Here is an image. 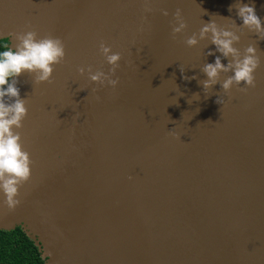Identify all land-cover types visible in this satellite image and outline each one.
Segmentation results:
<instances>
[{
  "label": "water",
  "instance_id": "obj_1",
  "mask_svg": "<svg viewBox=\"0 0 264 264\" xmlns=\"http://www.w3.org/2000/svg\"><path fill=\"white\" fill-rule=\"evenodd\" d=\"M241 4L264 25V0H0L13 50L29 31L64 48L49 81L10 78L30 175L15 208L0 190V230L21 227L45 264H264V35ZM209 23L238 37L235 59L255 49L254 87L225 90L229 68L204 88V65L234 63Z\"/></svg>",
  "mask_w": 264,
  "mask_h": 264
},
{
  "label": "clouds",
  "instance_id": "obj_2",
  "mask_svg": "<svg viewBox=\"0 0 264 264\" xmlns=\"http://www.w3.org/2000/svg\"><path fill=\"white\" fill-rule=\"evenodd\" d=\"M163 11V15H167ZM178 19L180 10L177 9L174 14ZM237 15L244 26L254 29L264 35V25L261 24L254 6L241 4L238 6ZM185 27L183 22L172 29L173 33L180 32ZM206 33H211V42L216 45V50L223 56L234 57V63L225 66L217 57L214 63L204 65L208 80L204 81V88L208 89L211 84L216 82L220 71L232 69L233 75L225 80L222 87L227 90L233 82H244L245 85L254 87V76L258 67V60L255 56V49L248 47L246 55L242 59H235L238 52L233 45V41L238 37L228 31H218L215 23L204 25L200 31L201 38ZM19 44L15 50L10 47L11 36L0 38V190L3 191L5 203L8 208H15L19 201L15 199L18 189L17 184L26 180L30 175L28 154L25 153L19 143V135L14 134L12 126H20L22 118L26 115L24 101L15 99L13 103L5 102V97H18L19 91L15 87L14 81L10 78L19 76L23 71L36 72L38 81H49L53 68L52 65L59 63L64 57V48L61 41L57 38L46 37L40 40L35 39L34 32H26L17 37ZM187 45H195L197 40L190 37L186 41ZM101 51L108 64L117 66L120 60V54L111 52L110 48L101 46ZM211 54V53H209ZM83 71V69H80ZM103 73L97 72L90 74L92 81H101ZM109 84L116 86L117 80H109ZM217 103L224 104V101L218 100Z\"/></svg>",
  "mask_w": 264,
  "mask_h": 264
},
{
  "label": "trees",
  "instance_id": "obj_3",
  "mask_svg": "<svg viewBox=\"0 0 264 264\" xmlns=\"http://www.w3.org/2000/svg\"><path fill=\"white\" fill-rule=\"evenodd\" d=\"M0 264H45L41 252L21 227L0 230Z\"/></svg>",
  "mask_w": 264,
  "mask_h": 264
}]
</instances>
